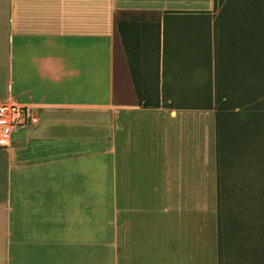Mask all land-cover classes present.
I'll use <instances>...</instances> for the list:
<instances>
[{"label":"crops","instance_id":"obj_1","mask_svg":"<svg viewBox=\"0 0 264 264\" xmlns=\"http://www.w3.org/2000/svg\"><path fill=\"white\" fill-rule=\"evenodd\" d=\"M217 4L0 0V104L32 112L0 148V264H219L227 96L256 94L258 65L239 39L220 106L164 97L207 80L164 74L167 18Z\"/></svg>","mask_w":264,"mask_h":264},{"label":"rangeland","instance_id":"obj_2","mask_svg":"<svg viewBox=\"0 0 264 264\" xmlns=\"http://www.w3.org/2000/svg\"><path fill=\"white\" fill-rule=\"evenodd\" d=\"M217 1L210 15L167 18L164 74L173 70L192 78L201 71L207 80H202L199 96L164 97H174L175 104L184 106H220V96L210 94L212 83L221 81L225 57L239 39L244 40L248 57L258 65V72L250 71L247 85L256 94L227 96V102L239 109L227 111L229 134L219 143L218 259L219 264H264V0ZM206 91L209 94H203ZM219 118L222 122L223 115Z\"/></svg>","mask_w":264,"mask_h":264},{"label":"built area","instance_id":"obj_3","mask_svg":"<svg viewBox=\"0 0 264 264\" xmlns=\"http://www.w3.org/2000/svg\"><path fill=\"white\" fill-rule=\"evenodd\" d=\"M32 121L30 105L16 102L0 104V148L10 146V134L17 128H25Z\"/></svg>","mask_w":264,"mask_h":264},{"label":"trees","instance_id":"obj_4","mask_svg":"<svg viewBox=\"0 0 264 264\" xmlns=\"http://www.w3.org/2000/svg\"><path fill=\"white\" fill-rule=\"evenodd\" d=\"M253 90H254V89H252V90H249L248 92L252 93V92H253ZM255 98H256V97L254 96V97H253V99H255Z\"/></svg>","mask_w":264,"mask_h":264}]
</instances>
